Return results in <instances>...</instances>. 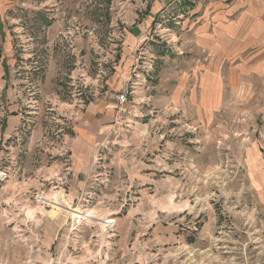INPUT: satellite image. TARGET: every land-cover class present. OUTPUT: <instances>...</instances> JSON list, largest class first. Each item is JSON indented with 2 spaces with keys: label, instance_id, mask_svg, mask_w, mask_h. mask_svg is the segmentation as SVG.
<instances>
[{
  "label": "rangeland",
  "instance_id": "obj_1",
  "mask_svg": "<svg viewBox=\"0 0 264 264\" xmlns=\"http://www.w3.org/2000/svg\"><path fill=\"white\" fill-rule=\"evenodd\" d=\"M233 4L0 0V264H264V49ZM92 120L108 136L76 197L70 142Z\"/></svg>",
  "mask_w": 264,
  "mask_h": 264
},
{
  "label": "crops",
  "instance_id": "obj_2",
  "mask_svg": "<svg viewBox=\"0 0 264 264\" xmlns=\"http://www.w3.org/2000/svg\"><path fill=\"white\" fill-rule=\"evenodd\" d=\"M228 13H233L232 19H234L236 17V20H235L236 23L240 22L242 25H244L245 22H247L246 26H247L248 32H252V31L259 32L260 35L258 36V39L260 41V46H261V48L264 49V0H234V4L231 6V10H228ZM252 23H253V25L258 26V30H253L251 28ZM244 26H243V28H244ZM233 29H234L233 24H231V23L226 24L224 30L226 33V38L229 40L232 39L231 36H229V34L233 33ZM244 29H243V31H244V33H246V30H244ZM217 46L218 45L216 44L215 47L218 48ZM214 51H213V56H215V54L217 55V53H215ZM227 54L228 53H226V55H225V58H226L225 62H228L227 57H226ZM263 63H264V58H263ZM216 69H217V67H215V70ZM208 72H209V74L204 78V80L206 82H209V83L213 82V81L214 82L211 83V85L207 84L205 86H209V85L212 86V84H216L217 75L214 72L213 68H210V70ZM206 110L208 111V109H206ZM21 119L22 118H18V116L10 117L8 119V126L9 127L7 128V130H8L7 133H10L13 130L14 125L16 123H17V125L20 124ZM95 122H97V121L92 120V121L82 122L80 124L79 132L77 133V138L72 140V142H70L71 146H72V150L74 152V157H75L74 158L75 159V170H74L75 174H74V177H73V180L71 183L72 186H71L70 192H73L74 194H76V197H78V195L81 192L86 193L88 188H89L88 183H89L90 177H91L90 165H91L92 157H93L92 151L95 148L94 146L97 144V142H99V140L103 141L108 136L106 127H102V123H104V121L101 120L100 122H97V126H95ZM91 125L95 129L94 133L90 132ZM42 172L45 173L46 176L51 174V172L46 171V169H42ZM129 176H130V178H132L130 173H129ZM149 176H151V175H149ZM136 180H139V179H136ZM260 188H261V186H260ZM13 220H15V219L13 218ZM118 220L122 221V219H120V218ZM15 222L17 223L18 221L15 220ZM62 229L58 230L57 233H55L53 235V238H48V239L46 238L45 239V240H48V243L46 244L47 248L54 246V242H55V240L58 239V236H60V232L62 231ZM130 229H131V227L127 230L125 228L119 227V232L121 233V232L126 231V234H128V231ZM153 230H154L153 234L157 235V238H159L160 240L167 239V237L165 236L166 229L163 226H155V228H153ZM36 235L37 234H35L33 232L30 234V236H28V238L36 239ZM21 236H23V235H21ZM8 238H9V235L7 236V239ZM64 238H65V236H63L62 239H64ZM54 248H55L56 252L58 253V251L60 250V246L57 245V246H54ZM90 264H94V263H90Z\"/></svg>",
  "mask_w": 264,
  "mask_h": 264
},
{
  "label": "built area",
  "instance_id": "obj_3",
  "mask_svg": "<svg viewBox=\"0 0 264 264\" xmlns=\"http://www.w3.org/2000/svg\"><path fill=\"white\" fill-rule=\"evenodd\" d=\"M127 95L128 93H125V92L118 95L117 100L119 101V103L121 104L126 103L128 99ZM8 178H9V173L7 171L0 170V180L6 181L8 180ZM36 199L39 200L40 203H47L48 205L53 203L50 200H48V198L46 199V197H44L43 195H39V194L36 195ZM83 216L85 217H82V219H86L88 217L87 215H83ZM102 225H103L104 231L106 230V231L113 232V229L116 226V220L113 218L107 219L103 221ZM63 264H71V263L66 262Z\"/></svg>",
  "mask_w": 264,
  "mask_h": 264
},
{
  "label": "bare ground",
  "instance_id": "obj_4",
  "mask_svg": "<svg viewBox=\"0 0 264 264\" xmlns=\"http://www.w3.org/2000/svg\"><path fill=\"white\" fill-rule=\"evenodd\" d=\"M54 197L55 198H53V199L56 202V203H54V207L57 210H59V211L61 210L62 213H63V211L67 212L68 214H70L73 217V219L74 218H80L81 219L82 217H85V216L82 215V212L79 209H76V210L75 209H71L70 203H68V201L65 199V197L62 196L61 194H57ZM55 213H57V211Z\"/></svg>",
  "mask_w": 264,
  "mask_h": 264
}]
</instances>
